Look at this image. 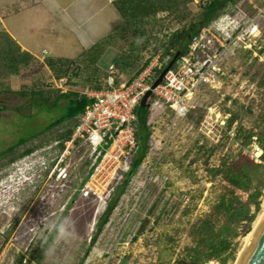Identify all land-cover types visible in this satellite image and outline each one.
<instances>
[{
	"label": "rangeland",
	"instance_id": "rangeland-1",
	"mask_svg": "<svg viewBox=\"0 0 264 264\" xmlns=\"http://www.w3.org/2000/svg\"><path fill=\"white\" fill-rule=\"evenodd\" d=\"M205 5L207 0L193 3L189 20H198ZM211 18L201 26L202 45L194 53L199 62L208 61L209 70L213 67L205 73L209 82L195 89L191 108L181 116L151 94L146 154L93 242L96 222L138 154L136 120L132 138L137 146L129 154L120 155L114 148L101 163L93 164L89 149L79 144L66 154L63 177L57 175L60 169L49 177L63 152L60 140L78 117L46 127L66 116L71 95L109 89L108 77L77 60H70L67 72L42 65L30 76L0 77V264H172L175 259L187 264L182 251L193 244L191 225L210 209L223 180L207 169L230 162L239 153L246 157L245 146L236 144L230 133L235 135L239 125L252 127L264 105V0H233ZM163 36L157 31L150 37L141 51L142 60L156 50ZM161 51L148 66L168 62V56L161 60ZM142 60H134L135 69ZM157 75L153 72L150 81ZM112 87L117 83L113 81ZM56 97L60 99L53 104ZM228 111L239 115L230 130L226 129ZM28 148L33 150L20 156ZM108 155H120L119 161ZM263 201L264 189L259 210ZM45 215L49 222L69 217L76 238L61 243L51 258L42 252L37 261L42 237L51 235L41 221ZM249 230L241 225L231 231L234 236L224 264L236 263ZM20 255L24 257L18 262Z\"/></svg>",
	"mask_w": 264,
	"mask_h": 264
},
{
	"label": "trees",
	"instance_id": "trees-1",
	"mask_svg": "<svg viewBox=\"0 0 264 264\" xmlns=\"http://www.w3.org/2000/svg\"><path fill=\"white\" fill-rule=\"evenodd\" d=\"M231 2H233V0H207V5H205L201 13L197 15L198 20H189V22H186L180 29H175L168 34H163L164 36L156 50L153 51L151 55L143 58V60L141 57L143 46L148 44L153 34L161 30L158 28L160 25L157 24V22L155 24L154 20L146 18L125 22L118 31L119 36L131 47L129 58L131 57L135 61L142 60L141 66L132 78H135L149 65L150 59L158 52V49H162L160 58L163 61L167 56L170 60L177 51H179L177 59L186 54L192 36L201 29L203 24L212 19L211 17L214 12L218 11V9H224ZM98 54L99 51L94 50L91 55L94 57ZM29 58L30 55L28 53L20 52L19 47L7 33L4 31L0 32V71H7L10 74H15L18 65L20 63H26ZM45 63L51 69L64 68V72H67L71 64L68 60H46ZM165 65L166 64H164L163 67ZM160 71L161 69H154L155 74H159ZM95 88H99V85H95ZM36 95H38L39 99H43L41 92H38ZM59 99V97H56L53 100V104H56ZM89 102L90 99L84 96L79 97L78 94L71 95L68 97L66 116L48 125L46 130L76 117ZM2 108L3 106L0 105V111ZM148 115V109L138 104L136 107L137 136L139 137L137 140L138 154H136L129 170L114 190L113 196L108 201L102 217L96 222V232L90 238L92 242L96 234L101 231L102 227L107 222V218L111 214L117 200L124 193L125 186L129 179L139 167L146 154L148 148L147 137L149 134L146 125ZM238 116V112L228 111L227 130L231 129V125L238 119ZM71 131L72 129L67 131L66 135L60 140V150L63 149L64 141ZM254 140L263 151L261 155L262 162L260 164L253 163L247 156L244 157L239 153L232 161L227 162L225 160L222 161L219 166L207 169L211 175L221 176L223 180L219 193L210 209L191 225L190 235L193 239V244L185 246L182 251L183 258L187 264H207L211 260H216L219 264H224L226 256L231 249V238L234 236L231 231L241 225L246 226V231H248L250 224L254 221L259 211V198L264 189V105L261 112L254 120L253 126L246 129L242 125H239L236 128L233 139V141H237L241 147H250ZM32 150L33 148H28L24 150L20 156L28 154ZM91 171L92 167L81 180L78 189L86 182ZM242 193H246L245 198L242 196ZM76 194L77 193H75L72 200H74ZM70 205L71 202L68 203L63 214L68 211ZM247 233H245V235ZM52 239L53 235L51 234L47 239L48 244L52 242ZM46 246L47 244L44 245V247ZM42 252L43 251H40L37 256V261L40 260ZM23 257V255H20L18 262H21ZM183 262L184 261L181 259H175L172 264H184Z\"/></svg>",
	"mask_w": 264,
	"mask_h": 264
},
{
	"label": "crops",
	"instance_id": "crops-1",
	"mask_svg": "<svg viewBox=\"0 0 264 264\" xmlns=\"http://www.w3.org/2000/svg\"><path fill=\"white\" fill-rule=\"evenodd\" d=\"M197 0H0V32L30 55L18 74L33 75L46 60H77L103 70L118 86L131 82L137 63L130 45L119 36L127 21L146 18L162 34L180 29ZM173 25V26H172ZM98 50L97 56H92ZM133 74V75H132Z\"/></svg>",
	"mask_w": 264,
	"mask_h": 264
},
{
	"label": "built area",
	"instance_id": "built-area-1",
	"mask_svg": "<svg viewBox=\"0 0 264 264\" xmlns=\"http://www.w3.org/2000/svg\"><path fill=\"white\" fill-rule=\"evenodd\" d=\"M204 30L201 29L192 36L188 45L189 50L177 59L176 65L165 72L161 83L151 93L160 96L176 116L185 115L189 111L192 106L190 100L195 89L201 82L208 83L209 79L205 73L214 70L213 67L209 70L207 60L201 63L194 54L202 45ZM179 61H182L183 64L179 65ZM163 65L154 61L131 82L118 87H112L113 77L109 76L107 79L110 85L109 89L78 94L79 97L84 96L90 99V102L77 114L78 121L65 139L63 152L50 170L49 177H52L58 169L61 173L57 175L63 177L65 169L62 165L67 157L66 154L79 144H84L89 149V158L93 164L101 163L107 156L108 150L111 152L114 148L118 149L120 155H124V152L129 154L137 146L132 138L133 123L136 120L135 109L141 97L150 87L149 78L153 75L154 69H161ZM122 133L127 134L124 136L121 135ZM123 136L126 137V140L121 141ZM230 136L233 140L234 133H230ZM235 143L237 144L236 141ZM262 152V148L255 140L250 147L243 148V153L256 164L262 162ZM120 155H108V158L119 161ZM213 262L219 264L216 260Z\"/></svg>",
	"mask_w": 264,
	"mask_h": 264
},
{
	"label": "water",
	"instance_id": "water-1",
	"mask_svg": "<svg viewBox=\"0 0 264 264\" xmlns=\"http://www.w3.org/2000/svg\"><path fill=\"white\" fill-rule=\"evenodd\" d=\"M178 56L179 51H177L174 56L166 63V65L161 68L160 73L151 82L149 89L141 97L139 104L140 106L146 107L148 109V114L149 107L151 105L148 100L151 96L152 90L161 83L165 72L175 64ZM236 264H264V214L257 224Z\"/></svg>",
	"mask_w": 264,
	"mask_h": 264
},
{
	"label": "clouds",
	"instance_id": "clouds-1",
	"mask_svg": "<svg viewBox=\"0 0 264 264\" xmlns=\"http://www.w3.org/2000/svg\"><path fill=\"white\" fill-rule=\"evenodd\" d=\"M41 221L49 234L53 235L51 244H48L47 237H42L41 248L46 258L55 256L61 243L69 244L76 238L74 223L69 217L58 218L49 222L48 216L45 215ZM29 231L32 232L34 230L29 229ZM45 244H47L46 248L44 247Z\"/></svg>",
	"mask_w": 264,
	"mask_h": 264
},
{
	"label": "bare ground",
	"instance_id": "bare-ground-1",
	"mask_svg": "<svg viewBox=\"0 0 264 264\" xmlns=\"http://www.w3.org/2000/svg\"><path fill=\"white\" fill-rule=\"evenodd\" d=\"M263 214H264V201L261 204V208H260L259 212L256 214L254 221L252 222V226H251L250 231L243 237V247H242L241 251L239 252L238 259H237L236 263L238 262L246 244L248 243L252 233L254 232V230H255L257 224L259 223L261 217L263 216Z\"/></svg>",
	"mask_w": 264,
	"mask_h": 264
}]
</instances>
